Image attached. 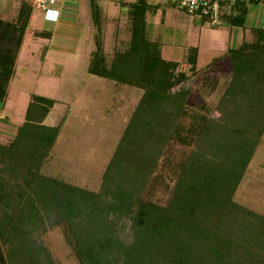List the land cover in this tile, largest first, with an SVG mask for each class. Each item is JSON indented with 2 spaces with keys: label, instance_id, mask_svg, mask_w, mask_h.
I'll return each instance as SVG.
<instances>
[{
  "label": "trees",
  "instance_id": "1",
  "mask_svg": "<svg viewBox=\"0 0 264 264\" xmlns=\"http://www.w3.org/2000/svg\"><path fill=\"white\" fill-rule=\"evenodd\" d=\"M259 3L238 2L227 23L244 30L248 7ZM128 6L130 39L115 49L109 63L99 45L88 69L142 91L102 188L92 192L42 174L61 126L44 124L56 100L33 94L13 140L0 142V264H43L32 230L55 208L72 228L82 217L92 225L83 233L76 229L81 264H264V215L234 201L264 134V27L251 29L252 41L244 38L240 47L207 65L210 70L220 59L231 60V82L219 105L221 117L214 121L188 112L191 91L183 83L198 72V49L188 50L187 74L184 62L166 60L161 43L149 38L148 0ZM30 14V8H22L16 21L0 19V112ZM188 115L189 126L184 122ZM203 136L211 138L209 157L194 151L176 164L170 203L146 199L166 146L188 144L190 137L198 144ZM112 216L130 220V239L114 228L107 230Z\"/></svg>",
  "mask_w": 264,
  "mask_h": 264
},
{
  "label": "rangeland",
  "instance_id": "2",
  "mask_svg": "<svg viewBox=\"0 0 264 264\" xmlns=\"http://www.w3.org/2000/svg\"><path fill=\"white\" fill-rule=\"evenodd\" d=\"M2 1H5V6L4 3L0 4V19L8 22L19 19L22 8L31 9L29 19L32 15V27L28 24L26 31L30 28L35 32V36L27 34L19 50L8 98L0 112V142L7 143L13 140L17 128L25 121V113L33 94L56 100L44 124L52 127L61 126V130L51 154L42 167V174L72 186L99 192L102 188L103 175L110 165L142 91L129 90L126 86L92 75L88 69L99 45L105 47L104 53L109 63L115 49H122L126 40L119 39L116 23H105L107 14L103 12V4L99 1V8L92 14L94 24L91 26L89 22L83 25L85 32L75 49L81 59L75 56L76 58L72 60L74 64L56 65L53 61L66 60L67 57L61 58L60 55L51 54L55 38L51 36L41 40L35 38L36 33L46 32L47 29L50 32L46 33L55 32L53 28L42 26L43 22L41 26L38 25L45 19L47 10L37 7L36 0H24L25 4L23 0ZM112 5V13L108 15L116 16L121 7ZM189 17L185 16L180 20L186 23ZM153 20L150 19V22ZM156 20L159 24V19ZM182 22L179 25L170 20L166 27H163V32L170 27L184 25ZM105 26L107 29H104ZM35 27L41 28L42 31L37 32ZM220 27L219 32H215L217 40L212 37V40L204 42L202 38L197 61L198 72L189 76V80L183 83V86L191 91L187 100L190 115L196 113L214 121L221 117L219 105L232 78L231 60L228 56L227 59L216 62L210 70L207 69V65L214 59L224 58L223 56L233 49L228 39L230 26L224 24ZM95 35L97 39L94 40ZM245 38L252 41V33L248 32ZM60 41L61 39L56 37V42ZM177 55L179 56L173 57L174 61L181 62L183 59L181 63L184 62V65L181 68L189 74L191 71L190 66L185 63L186 56L182 58V54ZM190 115L184 121L187 126L192 120ZM221 121L224 123L223 119ZM210 139L203 136L197 141L199 145L192 137L185 145L178 142L168 144L162 151L158 169L153 176L156 183L146 191L145 198L159 205H168L173 198V187L177 178L173 172L174 167L188 160L194 151L198 155L206 153L209 157ZM234 201L242 207L264 215V134L248 163ZM56 209L44 216L42 222L34 227L31 238L41 250L43 264H81L75 251L76 229L78 231L81 229L83 233L90 221L85 217L76 218L72 228L64 219L62 210ZM107 226V230L114 228L116 232L121 231L124 238L130 239L133 234L131 222L126 218L115 219L112 216L107 221ZM8 249L5 247V250Z\"/></svg>",
  "mask_w": 264,
  "mask_h": 264
},
{
  "label": "crops",
  "instance_id": "3",
  "mask_svg": "<svg viewBox=\"0 0 264 264\" xmlns=\"http://www.w3.org/2000/svg\"><path fill=\"white\" fill-rule=\"evenodd\" d=\"M99 1L103 4V12L107 14L106 19H104L105 23H116L117 35L119 39L121 38L126 41L130 39V18L128 5H130V3H134L136 0H55V4L46 11L45 19H42V21L38 23V25L40 24L41 26L43 22L44 25L42 24V26L53 28L55 30V32H51L49 35L55 38V44L50 51L51 54L55 56L60 55L61 58L67 57L66 60L61 59L53 61V64H63V66H66L68 63L74 64L72 60H74L77 56V58L81 59L80 55L76 54L75 49L85 32V27L83 25L89 24V22L91 26L94 24L92 23V14L94 10L99 8ZM3 3V6H5V1L3 2L0 0V4ZM23 3L25 4L24 0ZM148 3L152 6L146 16L148 23V35L151 40L161 43L162 54L166 60L174 61L173 57L179 56L177 54H182V58L183 56L185 58L190 48H197L199 56L202 47V38L204 39V42L212 40V37L215 38L217 36L215 32H219L218 29L221 28L220 26L212 27L204 18L185 14V12L178 8L177 0H148ZM112 4H116L121 7L118 11V15L116 14V16H113V14L108 15V13H112ZM261 4L262 3L253 4L248 7L245 16L246 20L244 30L239 27H232L227 23V20L225 21V26H230L228 39L231 47H233V50L241 46L244 38L251 29L264 27V6L262 7ZM185 16H191L193 19H190L189 17V20H187L186 23H183L180 19H184ZM150 19H154L152 23L150 22ZM156 19H159V24ZM225 19H228V17ZM170 20H173V22L179 25H181L182 22L184 25L179 27H170L163 32V27H166V24L170 22ZM29 24V26L32 27V19ZM38 27H35V29L37 28V32H41V28ZM92 29L95 32L93 27ZM104 29H107L106 26ZM45 31L50 32L49 29ZM34 33L35 32L29 28V30L25 33L24 40L27 34H33V36H35ZM168 34L170 37H168ZM56 37L61 39L59 43L56 42ZM35 38L37 40H41V38L45 37L37 36ZM95 39H97L96 35L94 37V40ZM215 40H217V38H215ZM103 48L105 50L104 46ZM47 55L48 52L46 53V56ZM45 59L46 57L44 60ZM182 61L183 59L181 62Z\"/></svg>",
  "mask_w": 264,
  "mask_h": 264
},
{
  "label": "built area",
  "instance_id": "4",
  "mask_svg": "<svg viewBox=\"0 0 264 264\" xmlns=\"http://www.w3.org/2000/svg\"><path fill=\"white\" fill-rule=\"evenodd\" d=\"M241 1H259L264 4V0H178L177 6L188 15L204 18L212 27H219L233 13L232 7ZM54 4L55 0H36V6L44 10Z\"/></svg>",
  "mask_w": 264,
  "mask_h": 264
}]
</instances>
